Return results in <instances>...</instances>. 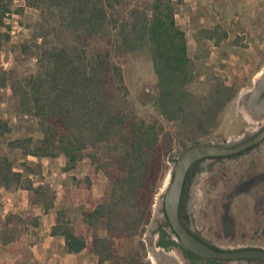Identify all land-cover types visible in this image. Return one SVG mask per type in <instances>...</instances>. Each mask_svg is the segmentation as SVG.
Instances as JSON below:
<instances>
[{
	"label": "trees",
	"instance_id": "trees-1",
	"mask_svg": "<svg viewBox=\"0 0 264 264\" xmlns=\"http://www.w3.org/2000/svg\"><path fill=\"white\" fill-rule=\"evenodd\" d=\"M21 1L17 14L29 8L40 18L26 25L29 36L14 45V63L5 69L2 53L11 40L5 18L14 0H0V91H11L16 116L31 121V133L9 140V153L2 143L14 129L11 119L0 117V190L32 192L34 202L49 211L50 187L36 186L30 177L42 165L27 159L63 158L65 173L87 162L108 184L106 201L83 212V221L95 231L92 244L62 218L53 234L63 237L67 253L90 249L98 264H151L143 261L142 237L169 171L168 156L210 136L239 87L215 81L206 94L192 89L198 65L173 0H152L127 15L124 0ZM207 38L221 40L217 31ZM141 49L148 50L157 77L147 99L155 112L152 119L141 116L128 99L120 64ZM21 57L30 62L27 71L21 69ZM167 124H175L177 132ZM18 157L24 159L20 164ZM100 225L105 235L96 232ZM167 226L157 231V247L178 252L184 264H221L187 250ZM124 238H139L142 253H120L115 243Z\"/></svg>",
	"mask_w": 264,
	"mask_h": 264
},
{
	"label": "rangeland",
	"instance_id": "rangeland-1",
	"mask_svg": "<svg viewBox=\"0 0 264 264\" xmlns=\"http://www.w3.org/2000/svg\"><path fill=\"white\" fill-rule=\"evenodd\" d=\"M151 1L124 0V15L131 8L147 6ZM173 1L177 3L178 24L188 34L190 56L198 65L192 89L198 94H206L215 81L236 82L239 87L237 97L220 115L217 127L200 143L237 144L264 126V117L250 121L240 112L237 104L241 91L245 95L252 92L253 82L264 74V0ZM23 5V1L14 0L5 18L11 36L2 53L1 66L5 69L14 63L16 44L29 36L26 25L40 18L39 12L29 8H25L23 14H17V8ZM212 31H217L221 37L219 42L217 38H207V33ZM20 63L21 69H29L30 62L21 57ZM120 64L129 88L128 99L135 104L141 116L152 119L155 112L147 99L153 95L157 77L148 50L141 49L123 58ZM16 113V101L11 91H0V117L11 119L14 129L2 143L3 149L9 153H12L7 144L9 140L31 133V121L19 119ZM167 127L177 132L175 124H167ZM192 145L188 143V147ZM183 151L177 148L167 159L169 171L156 196L151 222L142 237L147 248L145 257L142 256L146 263L166 264L156 261L148 250L147 241L151 239L157 243V231L165 223L162 196L171 181L173 164ZM17 160L18 164L24 161L21 157ZM27 161L41 163V172L30 177L36 186L50 187L49 198L53 206L46 211L43 203L34 202L32 192L0 190V264H98V258L90 249L80 254L67 253L63 237L53 232L62 218L86 238L89 246L92 244L95 231L83 221V212L106 201V177L102 173L95 175L87 162L80 170L65 173L63 158L39 160L29 157ZM202 165L191 186V197H188L192 229L216 245H230L235 239L242 240L251 235L263 223L254 205L258 200L257 192L264 191V185H261V182L264 183V143L247 154L209 159ZM88 177L90 182L86 180ZM263 198L264 192L261 194ZM262 204L264 206V202ZM8 217H11L10 221ZM96 232L105 235L104 226L100 225ZM7 239L9 242H6ZM139 241V238L117 240L116 249L123 254L137 251ZM159 253L172 257L177 264H184L176 251L159 249Z\"/></svg>",
	"mask_w": 264,
	"mask_h": 264
},
{
	"label": "water",
	"instance_id": "water-1",
	"mask_svg": "<svg viewBox=\"0 0 264 264\" xmlns=\"http://www.w3.org/2000/svg\"><path fill=\"white\" fill-rule=\"evenodd\" d=\"M264 140V127L254 138L237 145L198 143L188 147L174 162L171 181L162 196L163 213L169 224L168 230L178 237L180 243L192 253L208 260L232 261L237 259H257L264 261V250L258 248L222 250L199 239L181 219V204L188 173L197 162L211 158L230 157L240 154ZM147 247L157 262L177 264L172 257L159 253L153 240ZM164 251V250H163Z\"/></svg>",
	"mask_w": 264,
	"mask_h": 264
},
{
	"label": "flooded vegetation",
	"instance_id": "flooded-vegetation-1",
	"mask_svg": "<svg viewBox=\"0 0 264 264\" xmlns=\"http://www.w3.org/2000/svg\"><path fill=\"white\" fill-rule=\"evenodd\" d=\"M245 100L247 101V104L249 105L251 111L254 113L255 117H259V116L264 115V77H262L260 79V81L257 82V84L253 87L252 92H249L246 95V99ZM262 128L259 131H257L256 133L248 135L246 137V139H244L241 142H245L247 140H250V139L254 138L255 136H257L261 132ZM241 142H239L237 144H240ZM263 143H264V140L261 141L259 144H256L255 146L249 148L248 150H246V151H244V152H242L240 154L234 155V156L211 158V160L212 159L213 160H217V159H223V158H231V157H235V156L244 155V154H247L248 152L252 151L253 149L257 148L258 146H260ZM237 144H234V145H237ZM204 161H206V160H203V161H200V162H197L196 164H194L192 166V168L190 169L189 173H188V176H187V179H186V183H185V189H184L182 204H181V219L184 222V224L199 239L203 240L207 244H209V245H211V246H213V247H215L217 249H222V248L218 247L216 244L210 242L209 240H206L205 238H203L202 236L197 234L191 227L193 219H192V215H191L190 210H189L190 204L188 203V200H189L188 197L189 198L191 197V186H192L193 182L196 181L198 173L201 172V170L203 168L202 163ZM164 216H165V214H164ZM164 220H165V223L163 225H161V226L168 225L167 227H169V224L167 222L166 216H165ZM222 250H224V249H222ZM204 260L207 261L208 259H204ZM247 260H257V259H247ZM218 261L219 262H227V261H221V260H218ZM260 261L262 263H264V261H262V260H260Z\"/></svg>",
	"mask_w": 264,
	"mask_h": 264
},
{
	"label": "crops",
	"instance_id": "crops-1",
	"mask_svg": "<svg viewBox=\"0 0 264 264\" xmlns=\"http://www.w3.org/2000/svg\"><path fill=\"white\" fill-rule=\"evenodd\" d=\"M264 77V74L256 81L253 82V87L257 84L260 79ZM248 94V93H247ZM246 95L244 94V91H241V97L239 96V99L237 101L238 107L240 109L241 113H244L247 118L250 119V121H254V119H259L260 117H264V115L255 117L254 113L251 111L249 105L247 104ZM264 180V179H263ZM261 185H264L263 182H261ZM260 185V184H259ZM264 190V189H263ZM264 192V191H263ZM261 190L257 192L258 200L255 201V210L259 212L260 217L263 219V223L258 225L257 228L252 231L251 235H248L246 238L240 240L235 239L233 244L230 245H217L218 247L224 249V250H236V249H247V248H258L264 250V198L261 199V194L263 193ZM242 195V194H240ZM256 197V198H257ZM263 200V202H262ZM222 239V238H221ZM220 241V240H219ZM222 241V240H221ZM221 264H264L260 260H247V259H237L227 262H220Z\"/></svg>",
	"mask_w": 264,
	"mask_h": 264
}]
</instances>
